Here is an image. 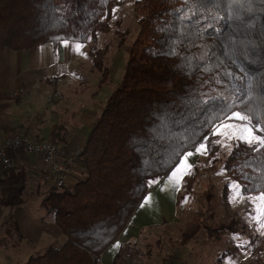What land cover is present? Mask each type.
Segmentation results:
<instances>
[{"label":"trees","instance_id":"trees-1","mask_svg":"<svg viewBox=\"0 0 264 264\" xmlns=\"http://www.w3.org/2000/svg\"><path fill=\"white\" fill-rule=\"evenodd\" d=\"M120 3L0 0V50L97 42L111 31ZM134 10L139 34L78 157L84 178L52 186L42 199L65 239L22 264H98L181 157L200 143L211 157L219 153L213 133L232 112L248 114L264 137V0H135ZM105 57L100 47L92 57L100 86ZM224 166L243 193L264 192V145L237 140ZM29 179L24 166L0 174V206L21 205ZM236 224L230 218L217 226ZM132 243L120 247L114 264Z\"/></svg>","mask_w":264,"mask_h":264},{"label":"rangeland","instance_id":"rangeland-1","mask_svg":"<svg viewBox=\"0 0 264 264\" xmlns=\"http://www.w3.org/2000/svg\"><path fill=\"white\" fill-rule=\"evenodd\" d=\"M134 1L121 0L114 11L110 32L100 34L97 42L79 44L80 58L78 57L79 59L72 64L68 76H64V84L59 88L53 85L49 87V95L52 99L56 98L60 102L64 99L80 98L82 102L80 100L79 103H88L90 94L96 92L99 94L98 101L106 102L123 76L128 59L127 48L139 34ZM98 47L106 49L103 66L106 68L107 76L101 86L98 85V81L102 74L94 68L92 62ZM62 79L60 77L58 80ZM56 89L58 92L53 96ZM54 106L62 119L70 116V113L64 110L68 106L66 101ZM74 106L76 104H73ZM82 107L88 106H78V108ZM23 121L33 124L34 127L36 124L40 125L43 120L38 122L34 117ZM224 123L245 122L231 118L226 119ZM218 127L219 125L216 128ZM253 131L262 137L259 134L260 129L253 128ZM44 133L45 136L49 135L46 129ZM218 135L221 149L215 157H211L208 153L191 152L194 155H191L190 163L196 167L194 171L191 167L184 177L176 200L175 218H172L171 223H163L145 230L140 238L130 245L135 249L130 264H264V216L258 218L256 212L260 203L258 198L264 192L245 194L241 191L239 183L224 166L233 144L239 139H228L221 134ZM190 171L192 173H189ZM186 176H189L188 180H185ZM30 183L29 179L22 194L21 205L33 209L40 208L45 193L53 183L40 182L45 186L42 190H37L34 184L33 187L32 184L30 186ZM230 218L237 219V224L232 229L225 230L217 226L226 223ZM9 223L11 224V220L7 215L2 224L6 225V230L7 227L11 231L15 230ZM206 226L209 227V231ZM60 243L62 242H55L49 246H57Z\"/></svg>","mask_w":264,"mask_h":264},{"label":"crops","instance_id":"crops-1","mask_svg":"<svg viewBox=\"0 0 264 264\" xmlns=\"http://www.w3.org/2000/svg\"><path fill=\"white\" fill-rule=\"evenodd\" d=\"M74 43L80 44L60 41L59 44H40L28 51H14L7 48L0 50V144L11 134L19 132L34 139L38 137L42 140L60 142V145L66 149V153L83 148L87 135L95 125L101 106L104 104L98 101L99 94L96 92L90 94L88 103H79L80 98L78 100L62 98L64 100L60 102L68 103V108L64 109L65 112L70 113L67 119H62L57 114V108L54 105L60 102L49 95V87L62 86L65 81L64 76H68L72 64L80 58V48L77 49ZM60 77L63 79H56ZM50 79L51 81H48ZM55 92H58L57 89L53 92V96ZM18 93L19 95L16 96ZM73 104L76 106L73 107ZM79 105L88 107L78 108ZM90 105L93 108L89 107ZM34 117L38 122L43 120L40 125L36 124L33 127V124L23 121ZM41 126L44 128H39ZM45 129L50 137L45 136ZM183 157L193 168L194 165L190 163L191 156ZM12 158L15 166L27 168L30 186L32 184L33 187L34 184L37 190L45 188L38 179L44 168L39 157L19 150L12 154ZM191 167L184 169L181 173L178 186L175 180H169L171 171L147 193L145 197L148 199L144 198L140 202L126 228L102 253L98 264H114L121 246L127 242L135 243L145 230L163 223H171L172 218H175L178 193ZM83 178V169L78 163L69 176L67 184L73 185ZM39 185L40 188H38ZM7 215L11 220L9 225L15 228L13 231L8 227L6 230V225L2 224ZM64 239L61 228L55 223L53 217L47 214L42 203L41 207L36 209L25 205L13 208L0 207V264H22L31 255L41 253L49 245L63 242Z\"/></svg>","mask_w":264,"mask_h":264},{"label":"built area","instance_id":"built-area-1","mask_svg":"<svg viewBox=\"0 0 264 264\" xmlns=\"http://www.w3.org/2000/svg\"><path fill=\"white\" fill-rule=\"evenodd\" d=\"M19 150L39 157L44 166L39 181L51 182L56 188L67 186L68 178L78 164V157L82 151L81 148H77L66 153V149L54 141L34 139L29 135L15 132L0 144V173L15 167L12 154ZM134 253L135 249L129 247L117 264H130Z\"/></svg>","mask_w":264,"mask_h":264},{"label":"snow or ice","instance_id":"snow-or-ice-1","mask_svg":"<svg viewBox=\"0 0 264 264\" xmlns=\"http://www.w3.org/2000/svg\"><path fill=\"white\" fill-rule=\"evenodd\" d=\"M233 2H237V0H233ZM67 43V42H64ZM81 45L77 44L76 48L79 49ZM235 118L239 121H243L245 123L241 124H233V123H224L223 121L220 122L219 127L216 128V131L213 133V135L221 134L225 136L228 139H239L242 141H246L249 144H252L253 142H258L261 145H264V137H261L260 135H256L253 131V126L251 125V117L248 114H245L243 112L234 111L231 113V117L228 119ZM255 127L260 128L262 125L257 124ZM207 139V138H205ZM196 152L204 154L207 153V145L205 143H200L196 147ZM192 153L188 152L185 154V156H191ZM191 165L188 164L185 157H181L179 159V163L176 164L174 169L172 170L169 180H175L176 184L178 186L179 180L181 179V173L186 168H190ZM238 186V185H237ZM148 197H145V200H147ZM259 205H257L256 212L259 216H264V193H261L259 196Z\"/></svg>","mask_w":264,"mask_h":264}]
</instances>
